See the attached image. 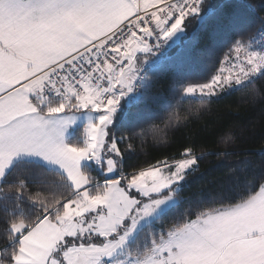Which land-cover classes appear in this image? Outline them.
Instances as JSON below:
<instances>
[{
    "label": "snow or ice",
    "instance_id": "snow-or-ice-1",
    "mask_svg": "<svg viewBox=\"0 0 264 264\" xmlns=\"http://www.w3.org/2000/svg\"><path fill=\"white\" fill-rule=\"evenodd\" d=\"M223 15L205 0H0V180L14 160L31 156L68 184L50 199L29 194L35 211L10 221L0 264H129L117 254L174 199L198 160L188 147L174 163L125 172L109 126L121 100L145 79L138 54L146 58L188 35L193 20L203 26ZM191 35L199 40L196 30ZM258 76L264 49L237 40L216 74L182 92L212 97ZM82 110L98 114L88 139L67 144L59 118ZM82 161L98 165L103 178L82 171ZM26 188L19 181L18 200ZM144 246L147 259L131 264H264V183L236 203L156 230Z\"/></svg>",
    "mask_w": 264,
    "mask_h": 264
},
{
    "label": "trees",
    "instance_id": "trees-1",
    "mask_svg": "<svg viewBox=\"0 0 264 264\" xmlns=\"http://www.w3.org/2000/svg\"><path fill=\"white\" fill-rule=\"evenodd\" d=\"M205 7L222 9L224 15L203 26L193 20L179 44L152 58L149 63L156 66L141 81L138 98L124 97L109 127L119 141L125 172L159 160L175 162L188 147L198 160L179 188L178 203L143 228L132 247L160 228L236 203L264 183V77L212 97H186L182 92L184 86L204 83L216 74L235 41L254 45L264 30V0H205ZM194 30L198 41L191 35ZM144 63L141 56L140 66ZM21 180L27 188L18 200ZM67 190L59 171L32 161L15 164L0 188V249L8 244L10 221L33 215L29 194L50 199Z\"/></svg>",
    "mask_w": 264,
    "mask_h": 264
},
{
    "label": "rangeland",
    "instance_id": "rangeland-1",
    "mask_svg": "<svg viewBox=\"0 0 264 264\" xmlns=\"http://www.w3.org/2000/svg\"><path fill=\"white\" fill-rule=\"evenodd\" d=\"M181 35L177 37H174L173 40H175V43L170 40L165 42L166 44V49L169 47L170 44H179L180 40H181ZM259 42L260 40L258 39L254 45L251 44L249 45V47L246 48H250V49H254V50H261L263 48L258 47L259 46ZM255 44L257 46H255ZM159 57L158 55H155L153 53L150 54V58H156ZM150 61H145V63L140 66L141 67V72L145 69L148 68L149 66H151L152 64L149 63ZM156 66V64H154ZM154 66V67H155ZM153 67V68H154ZM149 73V71H147L146 75ZM145 75V77H146ZM131 94V93H130ZM130 94L129 96H127L128 98H130ZM140 94V93H139ZM186 97H202L199 95H195V96H189V95H185ZM49 102H54V100H50ZM96 113H91L88 112L87 110H82L81 112H77V113H67L64 116L60 117L59 119H62L64 121H66V123L63 125V140L65 143L70 144V145H77V146H83L87 139V132H86V128L89 125V123L95 122L96 118H97ZM114 122V118L113 121L111 123V125ZM110 125V126H111ZM109 126V127H110ZM21 161H32V162H36L39 164L44 165L45 167L54 169L59 171L57 168H55L54 166L44 162L43 160L36 158V157H31V156H22L16 160H14L11 164V166L9 167V169L7 170V173L13 168V166ZM170 163V162H169ZM172 163V162H171ZM196 166H193L192 169H190L188 172H190L191 170H193ZM81 169L82 171H85L87 174L94 176V177H98L100 179L103 178V173L100 170V168L98 167V165L91 163L89 161H82L81 162ZM187 172V174H188ZM5 179V178H4ZM3 180H0V188L1 185L3 183ZM185 182L182 181L181 184ZM181 184L178 186L177 191L174 194V199L170 200L168 202V204L166 206H164V210L162 211H158L157 213H155L154 215H152L151 217L147 218L141 225V227L138 229L135 237L129 242V244L122 249L118 254H117V259L118 260H127L129 261V264H131V262L133 260H146L149 253V249L146 248L144 246L145 241L149 238V235L146 234L142 240H138L137 243H134V247H132V243L137 239L138 235L140 234L141 230L143 228H145L147 225L151 224L157 217H159L162 213H164L165 211H167L168 209L172 208L176 203H178V197H177V193L179 192V188L181 187Z\"/></svg>",
    "mask_w": 264,
    "mask_h": 264
},
{
    "label": "built area",
    "instance_id": "built-area-1",
    "mask_svg": "<svg viewBox=\"0 0 264 264\" xmlns=\"http://www.w3.org/2000/svg\"><path fill=\"white\" fill-rule=\"evenodd\" d=\"M258 39L260 40L259 46L264 49V30H262L260 32ZM165 51H166V44L164 42L161 44L159 49L154 50L153 54L161 56L164 54ZM154 66L155 65L152 64L148 68H145L142 72H140V76L144 77L146 75L147 71H151ZM140 85H141V81H137V85H136L134 91L130 94V98H129L130 101H135L138 98L139 93H140Z\"/></svg>",
    "mask_w": 264,
    "mask_h": 264
},
{
    "label": "crops",
    "instance_id": "crops-1",
    "mask_svg": "<svg viewBox=\"0 0 264 264\" xmlns=\"http://www.w3.org/2000/svg\"><path fill=\"white\" fill-rule=\"evenodd\" d=\"M138 56H139V59L141 58V56H142V58L144 59V61H150L151 60V58H150V54L145 58L144 57V54H138ZM172 163H174V162H172Z\"/></svg>",
    "mask_w": 264,
    "mask_h": 264
}]
</instances>
